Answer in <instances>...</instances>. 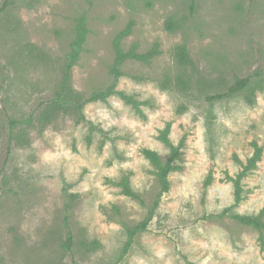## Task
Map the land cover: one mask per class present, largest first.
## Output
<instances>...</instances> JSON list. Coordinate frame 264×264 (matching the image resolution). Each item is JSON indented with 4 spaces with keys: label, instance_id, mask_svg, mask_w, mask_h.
<instances>
[{
    "label": "rangeland",
    "instance_id": "obj_1",
    "mask_svg": "<svg viewBox=\"0 0 264 264\" xmlns=\"http://www.w3.org/2000/svg\"><path fill=\"white\" fill-rule=\"evenodd\" d=\"M189 4L10 0L0 14V264H264V231L233 218L264 206V0H194L192 14ZM79 19L87 34L70 86L81 99L110 83L128 25L124 51L157 53L119 66L116 89L136 105L111 94L44 117ZM178 45L190 65L175 60ZM246 76L243 90L206 100ZM167 124L183 144L161 192L144 150L168 158ZM253 157L235 201L233 179Z\"/></svg>",
    "mask_w": 264,
    "mask_h": 264
},
{
    "label": "trees",
    "instance_id": "obj_2",
    "mask_svg": "<svg viewBox=\"0 0 264 264\" xmlns=\"http://www.w3.org/2000/svg\"><path fill=\"white\" fill-rule=\"evenodd\" d=\"M9 3L10 0H3L2 6L0 7V14L6 9ZM189 9H190V13L192 14V11L194 10V0H190ZM174 24L175 23L173 21L167 20L165 23V27L168 30H171ZM129 31H130V25H128L124 30H122L115 38L114 41L115 58H114V63L110 70L111 71L110 83L107 84L104 88L94 91L88 97L81 99L82 97L80 96V94L71 88L70 78H71L72 67L79 58L82 45L85 41L87 28L85 27L84 19H79L76 22L74 37L70 42L69 50L66 53L65 58L62 62V76L60 80V89L57 92L56 96H54L49 101V105H48L49 112H46L44 114V117L49 116V114L54 110L57 111L60 109H67V108H71L77 111L78 113H81V109L85 103L96 100H104L106 97H108L111 94H118L124 101L131 103L133 105L137 104V101L134 100L132 97H130V95L125 94L124 92L116 89V84L120 76L119 66L122 63V61L125 60L126 58H136L143 61H148L152 56H154L157 53V50L153 48L142 54L135 53L132 49L128 51H124L120 46V40L123 38V36L128 34ZM173 55L179 65L185 66L191 64L190 62L191 60L189 59V55L184 46L182 45L175 46L173 49ZM249 82H250V77L248 76L236 77L232 82V84H230L226 90L221 92H216L213 94H208L205 96V98L208 101L221 100L227 96H230L232 94H235L243 90L249 85ZM168 127L169 125L167 124V126L160 132L159 135L160 139L169 148V156L163 163L160 162L158 155L154 151L148 149L144 150V155L157 167V178L161 186V192H165L168 190V186H169L168 175L173 169L177 167L175 162L176 160H178L180 156L179 149L180 147H182L183 144V139L177 145H173L170 142L168 138V131H169ZM254 159L255 157L249 160V162L242 167V170L233 179L235 201H238L240 199L241 179L245 175L246 171L250 168V165L253 163ZM125 190L128 194H131V191L127 187ZM233 218H235L237 221H239L244 225L254 227L259 231H264V221H263L264 206L255 215H233ZM148 220L149 218H146L135 227L131 229H127L128 240L126 241L125 248L129 246L133 235L137 231L143 230L146 227ZM64 222L67 231H66V238L62 245L67 250H71L72 232L67 222L66 215L64 216Z\"/></svg>",
    "mask_w": 264,
    "mask_h": 264
}]
</instances>
